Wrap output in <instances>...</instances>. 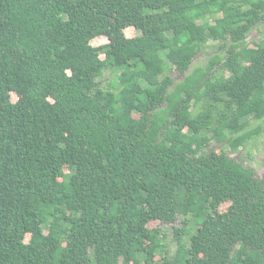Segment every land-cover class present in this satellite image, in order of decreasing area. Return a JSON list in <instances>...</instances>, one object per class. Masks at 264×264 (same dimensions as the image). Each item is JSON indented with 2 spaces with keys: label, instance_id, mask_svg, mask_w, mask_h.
I'll list each match as a JSON object with an SVG mask.
<instances>
[{
  "label": "trees",
  "instance_id": "obj_1",
  "mask_svg": "<svg viewBox=\"0 0 264 264\" xmlns=\"http://www.w3.org/2000/svg\"><path fill=\"white\" fill-rule=\"evenodd\" d=\"M260 25L264 0H0V264H264V180L206 150L264 121ZM179 215L172 255L150 223Z\"/></svg>",
  "mask_w": 264,
  "mask_h": 264
},
{
  "label": "rangeland",
  "instance_id": "obj_2",
  "mask_svg": "<svg viewBox=\"0 0 264 264\" xmlns=\"http://www.w3.org/2000/svg\"><path fill=\"white\" fill-rule=\"evenodd\" d=\"M125 32L126 35L129 37L138 35L140 33L134 27L127 28ZM263 36H264V26L260 25L258 29H253L250 32L248 37V43L251 46L257 45L261 41ZM108 41L109 40L106 36H99L92 41V44L95 46H99L106 44ZM218 50H219V44L216 42L215 43L210 42L206 47L203 46L201 52L198 53V55L194 59V62L191 64V70L199 66H206L208 61L212 58L213 54H215V52H217ZM221 53L223 55V52ZM101 56L103 58L104 54H102ZM168 63L171 65L172 62L169 61ZM169 71H170L169 73L176 81L181 80L185 75V73H181L174 67H170ZM119 72H120L119 70L116 71L111 68L106 69L103 75L98 79L100 86L107 87L110 89L113 88V86H111V83H118ZM214 73L216 74L222 73L219 66L216 67ZM199 108L200 107L196 106L194 107L193 111L196 112L197 110H199ZM250 124H251L250 125L251 128H258L259 132L255 134L253 138L245 145H242L239 148L233 150L228 145L220 144L217 141H213L211 145L208 148H206V150L212 149L215 150L216 152L221 151L222 153L227 154L233 160L241 162L249 167H252L255 171L256 177L261 180L262 179L264 180V121L251 118ZM66 171H68V169H66ZM229 205H230L229 202H225L221 205L219 210L223 212L227 210ZM182 219L183 216L179 215L178 219L173 223H167L161 221H155L150 223V227H160V229L164 232V234L167 235L166 243L168 246V251L172 255L175 253L177 247L176 239L174 237V230L175 228L182 226ZM140 260H141V264H145L144 256H141Z\"/></svg>",
  "mask_w": 264,
  "mask_h": 264
}]
</instances>
